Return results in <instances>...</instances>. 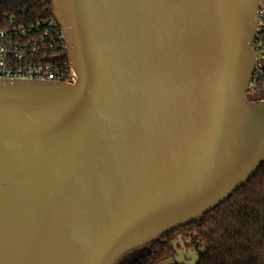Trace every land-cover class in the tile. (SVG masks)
<instances>
[{
	"label": "water",
	"instance_id": "obj_1",
	"mask_svg": "<svg viewBox=\"0 0 264 264\" xmlns=\"http://www.w3.org/2000/svg\"><path fill=\"white\" fill-rule=\"evenodd\" d=\"M49 1L77 79H0V264H117L263 166L258 0Z\"/></svg>",
	"mask_w": 264,
	"mask_h": 264
},
{
	"label": "trees",
	"instance_id": "obj_2",
	"mask_svg": "<svg viewBox=\"0 0 264 264\" xmlns=\"http://www.w3.org/2000/svg\"><path fill=\"white\" fill-rule=\"evenodd\" d=\"M11 16L24 22L55 18L49 0H0V24ZM259 35L264 49V30ZM254 77L255 83L247 92L250 99L260 95L264 60L261 72ZM174 234L190 239L197 254L196 264H264V164L249 182L215 209L127 253L117 264H182L177 261Z\"/></svg>",
	"mask_w": 264,
	"mask_h": 264
},
{
	"label": "built area",
	"instance_id": "obj_3",
	"mask_svg": "<svg viewBox=\"0 0 264 264\" xmlns=\"http://www.w3.org/2000/svg\"><path fill=\"white\" fill-rule=\"evenodd\" d=\"M256 20L258 29L252 44L257 54L254 75L261 72L264 60L259 35L264 30V0H258ZM254 75L251 83H255ZM0 79L76 81L77 74L67 55V40L55 18L24 22L11 16L0 24Z\"/></svg>",
	"mask_w": 264,
	"mask_h": 264
},
{
	"label": "rangeland",
	"instance_id": "obj_4",
	"mask_svg": "<svg viewBox=\"0 0 264 264\" xmlns=\"http://www.w3.org/2000/svg\"><path fill=\"white\" fill-rule=\"evenodd\" d=\"M261 95L264 96V82L261 85L260 95L258 96ZM249 97L251 98V96ZM173 238L174 247L178 252L177 261L182 264H196L197 254L191 245L190 239L180 234H174Z\"/></svg>",
	"mask_w": 264,
	"mask_h": 264
},
{
	"label": "flooded vegetation",
	"instance_id": "obj_5",
	"mask_svg": "<svg viewBox=\"0 0 264 264\" xmlns=\"http://www.w3.org/2000/svg\"><path fill=\"white\" fill-rule=\"evenodd\" d=\"M260 98H262L261 96H259ZM254 98V97H253ZM250 100H253V99H250Z\"/></svg>",
	"mask_w": 264,
	"mask_h": 264
}]
</instances>
